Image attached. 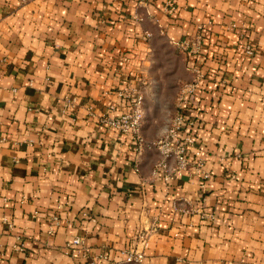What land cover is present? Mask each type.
<instances>
[{
    "label": "crops",
    "instance_id": "0c3cea01",
    "mask_svg": "<svg viewBox=\"0 0 264 264\" xmlns=\"http://www.w3.org/2000/svg\"><path fill=\"white\" fill-rule=\"evenodd\" d=\"M0 264H264V0H0Z\"/></svg>",
    "mask_w": 264,
    "mask_h": 264
},
{
    "label": "built area",
    "instance_id": "2783aa9c",
    "mask_svg": "<svg viewBox=\"0 0 264 264\" xmlns=\"http://www.w3.org/2000/svg\"><path fill=\"white\" fill-rule=\"evenodd\" d=\"M201 41L202 36L198 34L194 39L183 40L179 43V45L190 51L198 52L201 49ZM255 51L256 48L253 43L247 42L244 45V52L246 54L253 55ZM196 79L198 78L196 77ZM196 79L186 82L182 85V92L178 96L179 102L182 103L187 94L191 95L194 93L197 86ZM103 119L113 128L121 132L134 135L140 144L145 141L142 133L145 120L144 97L142 95H137L132 98V102L128 110L115 117L106 116ZM184 122V115L180 112L177 113L171 118L170 122L168 123V127H166L164 130V133L154 141V145L160 150L161 153V159L158 162V166L166 172V178L171 177L173 171L187 169L192 164L198 168L202 167L201 160H195L191 158L190 154H188V145L193 143V137L190 135V133H182L185 129ZM170 158H174L176 162L174 165L169 164ZM202 173L205 178L210 177V173L208 171H203ZM80 243L81 238L75 237L67 244V247H69V249L75 250L80 245ZM143 258L144 253L142 251H130L127 255V260L129 261L140 262L143 260Z\"/></svg>",
    "mask_w": 264,
    "mask_h": 264
},
{
    "label": "rangeland",
    "instance_id": "374dc122",
    "mask_svg": "<svg viewBox=\"0 0 264 264\" xmlns=\"http://www.w3.org/2000/svg\"><path fill=\"white\" fill-rule=\"evenodd\" d=\"M179 55H180V54H179ZM178 60L180 61V57H179V56H178ZM168 123H169V122H168ZM166 127H168V124H167ZM166 127H165V129H166ZM163 133H164V131H163ZM163 133H162V134H163ZM162 134H161V135H162Z\"/></svg>",
    "mask_w": 264,
    "mask_h": 264
}]
</instances>
